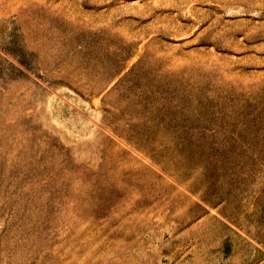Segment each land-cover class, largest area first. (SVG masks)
Here are the masks:
<instances>
[{
    "label": "rangeland",
    "instance_id": "rangeland-1",
    "mask_svg": "<svg viewBox=\"0 0 264 264\" xmlns=\"http://www.w3.org/2000/svg\"><path fill=\"white\" fill-rule=\"evenodd\" d=\"M0 264H264V0H0Z\"/></svg>",
    "mask_w": 264,
    "mask_h": 264
}]
</instances>
